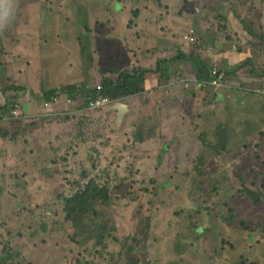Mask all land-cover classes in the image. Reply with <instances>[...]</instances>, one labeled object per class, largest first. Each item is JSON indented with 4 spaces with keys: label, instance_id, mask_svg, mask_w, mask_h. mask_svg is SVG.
<instances>
[{
    "label": "rangeland",
    "instance_id": "374dc122",
    "mask_svg": "<svg viewBox=\"0 0 264 264\" xmlns=\"http://www.w3.org/2000/svg\"><path fill=\"white\" fill-rule=\"evenodd\" d=\"M143 12L144 27L184 40L202 63L194 76L185 63L193 82L225 69L228 50L242 55L227 86L256 90L262 103L237 109L245 98L232 93L224 103L223 87L199 85L182 110L181 136L169 123L171 141L155 133L156 122L146 132L141 122L114 121L110 105L47 110L61 96L43 94L61 63L71 84L78 73L81 86L104 79L94 73V19L105 15L120 37L136 33ZM262 84L264 0H8L0 102L20 100L24 110L0 124V264H264ZM144 135L150 147L139 142ZM96 186L103 194H92ZM80 195L86 206L70 209Z\"/></svg>",
    "mask_w": 264,
    "mask_h": 264
},
{
    "label": "crops",
    "instance_id": "0c3cea01",
    "mask_svg": "<svg viewBox=\"0 0 264 264\" xmlns=\"http://www.w3.org/2000/svg\"><path fill=\"white\" fill-rule=\"evenodd\" d=\"M113 8L116 9L117 6L115 7L114 5ZM145 18L146 14L143 12L140 15L135 34L132 31L122 32L120 37H117V33L112 27L107 28L105 25L107 17L105 15L103 19L100 21L98 20V24L95 23L97 20L94 19V52L98 57V61H95L96 65L94 68L96 70L94 73L99 78H102L99 73L103 72L104 79H109L112 82H115L113 77L114 74H112L113 72H143L144 78L138 93L122 95L113 99L114 102L121 101L125 103L127 107V110L122 114L120 119L121 124L123 121H127L131 122V127H134V125L136 126L141 122L143 129L147 132L150 128L149 125L156 122L157 126L155 127V133H159L160 137L168 136V139L171 141L172 139H175V134H172L167 127H169V123L172 124L176 133L181 136L182 117H184L182 110H190L189 104L193 105L194 99L192 93L198 89L199 85L194 84L193 77H188L190 71L187 69L185 63L190 64L191 62L186 60V57L189 55L187 52V43L183 42L184 40L182 39L177 40L171 35L163 34L161 32H153L152 29L144 27ZM131 33H133V35H130ZM220 44L221 42L216 44V49H219ZM225 55L227 56V61L221 64L229 63L228 66H231L230 59L234 61V65L241 62L236 63L238 60H242V55L237 54L234 50H228ZM174 57L177 58L173 59ZM179 57H184V59H179ZM170 59H173L171 60L172 62L177 59V62L172 63L170 62ZM164 60H168L166 64H163ZM105 61H108L109 64H106ZM167 66L169 68H167ZM155 69H157V72H154ZM52 71V81L49 82H51L53 86L50 90L58 89L62 86H81L79 83L81 82L80 73L76 74V79L72 81V84L70 83L71 75L73 79V74L68 70L67 63L66 65L61 63L60 69H54ZM191 72L193 76L197 74V71L193 70ZM36 74H39V72H33V79L35 82H40L36 79ZM240 78L241 76L235 78V81L232 84L236 85V82ZM104 79H102V81ZM233 80L234 78H228L226 86L220 90L222 94L218 93V97L222 98L224 103H229L231 101V94L235 93L238 97V101L240 98L246 99L244 102L240 103L235 99L234 105L237 109L256 110V97L259 99L258 102L260 104L262 103V95L256 96V94L262 93H256V90L253 91L255 94L244 93L246 92L244 90H242L244 92L233 91L230 86H227ZM190 83H192L191 92L189 91ZM84 86L85 89L90 90L91 86L93 88L94 85L86 84ZM261 87H264V84H262ZM28 99L29 98L27 97L26 101L28 102L27 106L29 107ZM77 99H82L83 102L81 96H77ZM71 100V105H76L78 107L74 108L73 106L68 105L65 102V96L61 95L56 102V106L54 103H50L51 106L47 108V110H50L53 107L66 109L69 108L68 106H71L69 110H86L85 108L83 109L79 107V105L75 103V99ZM1 103H4V101L0 102V104ZM31 103L35 104L33 100H31ZM45 103L47 106L48 102ZM109 116L114 121L116 119L120 122L117 118V112L113 108H111ZM124 131L129 130L127 128ZM166 131H169V134ZM152 141L153 139L151 137L144 135L142 141L139 142L144 143L145 147H150ZM156 141L159 140L157 139ZM162 142L169 143L167 139ZM170 152H166L165 155L167 156Z\"/></svg>",
    "mask_w": 264,
    "mask_h": 264
},
{
    "label": "trees",
    "instance_id": "16d2710c",
    "mask_svg": "<svg viewBox=\"0 0 264 264\" xmlns=\"http://www.w3.org/2000/svg\"><path fill=\"white\" fill-rule=\"evenodd\" d=\"M177 57H174L175 59ZM170 59V62H172ZM179 59H184V57H179ZM186 60L190 61L193 64L194 70L198 72L205 71L204 67L202 66V63L198 59H194V57L189 56L186 57ZM168 60H164L163 62L166 63ZM154 72H157V69H155ZM145 74V73H144ZM144 75L143 72H134V73H121L118 76V79L116 82H112L109 79H104L100 83L101 90L97 92L95 89H85V86H79V85H72V86H67L63 87L62 89H52L48 91H44L43 94L45 95L46 99L51 98L52 96L57 95V93H65L67 96H69L71 99H74L76 96H81L83 98V105L84 108L87 109V103L88 101L94 97V93H102V95H106L111 99L118 98L122 95H132L135 93H138L140 91V86L142 84ZM205 79H206V74H205ZM89 97V98H88ZM9 103V102H8ZM6 103V104H8ZM90 110H96V109H90ZM97 194H103L101 189L99 187H93V193ZM99 196V195H98ZM86 199H82V195L80 196H73V201L71 205L72 206L70 209H78V205H84ZM84 210V207L81 208ZM68 220H70L73 225H75V214L73 211L68 210V214L66 216Z\"/></svg>",
    "mask_w": 264,
    "mask_h": 264
},
{
    "label": "built area",
    "instance_id": "2783aa9c",
    "mask_svg": "<svg viewBox=\"0 0 264 264\" xmlns=\"http://www.w3.org/2000/svg\"><path fill=\"white\" fill-rule=\"evenodd\" d=\"M188 40L192 42L194 39L193 37H188ZM224 72L213 70L211 72V79L205 83L209 86L217 87L221 80L223 79ZM97 91L101 90V87L96 86ZM89 98V97H88ZM67 102H71L68 98ZM111 105V100L107 96H103L99 93L94 94V97L91 98L87 103V109H97L102 108L103 106ZM21 114V103L20 100H11L9 104H2L0 105V123L7 122L12 119L19 117Z\"/></svg>",
    "mask_w": 264,
    "mask_h": 264
},
{
    "label": "clouds",
    "instance_id": "9594fccd",
    "mask_svg": "<svg viewBox=\"0 0 264 264\" xmlns=\"http://www.w3.org/2000/svg\"><path fill=\"white\" fill-rule=\"evenodd\" d=\"M7 6H8V0H0V19H3V17L5 16V14H6V12H7ZM217 43H219V42H217ZM214 47L216 48V44L214 45ZM209 48L211 49V47L209 46ZM217 62V61H216ZM220 66H224V68L225 69H222V68H216V67H213V68H210L209 70H208V72H207V74H206V79H204V80H199V79H197L196 81H194V84L195 85H200V86H204V87H209V88H211V87H213V86H209V85H207V84H205V83H207L210 79H211V72L213 71V70H217V71H223L224 72V76H225V74L227 75V73H228V75H227V77L228 78H234L235 76H236V73L238 72V70H239V65H234V66H228L227 65V63L226 64H220ZM238 69V70H237ZM223 76V79L221 80V82H220V84L217 86V89H220V88H222V87H224L225 86V84H226V78ZM96 86H99L100 87V85H96ZM96 86H93V88H91V89H95L96 91H97V89H96ZM213 88H216V87H213ZM244 91H249V90H244ZM97 92H99V91H97ZM94 94H96V93H94ZM99 94H101L102 95V93H99ZM58 95H64L65 96V102L67 103V104H69L70 102H67V99L69 98L70 100H71V98L69 97V96H67L65 93H57V95H55V96H52L53 97V99L54 100H56L57 99V96ZM103 96H106V95H103ZM68 97V98H67ZM108 97V96H107ZM110 100H111V108H112V105L116 102H114L113 101V99H111V98H109ZM11 100H13V99H11ZM10 100V101H11ZM9 101V102H10ZM71 102H72V100H71ZM20 103H21V101H20ZM2 104H6V103H1L0 105H2ZM9 104V103H8ZM109 106V107H110ZM83 108H84V105H83ZM90 110V109H89ZM21 113H22V105H21ZM8 122H10V121H7V122H1L0 124H2V123H8Z\"/></svg>",
    "mask_w": 264,
    "mask_h": 264
},
{
    "label": "water",
    "instance_id": "95a60500",
    "mask_svg": "<svg viewBox=\"0 0 264 264\" xmlns=\"http://www.w3.org/2000/svg\"><path fill=\"white\" fill-rule=\"evenodd\" d=\"M112 108L117 112V118L118 120L121 119L122 114L127 110L126 104L121 102V101H117L112 105Z\"/></svg>",
    "mask_w": 264,
    "mask_h": 264
}]
</instances>
